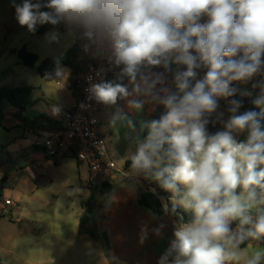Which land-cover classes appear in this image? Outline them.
<instances>
[{"label": "clouds", "instance_id": "1", "mask_svg": "<svg viewBox=\"0 0 264 264\" xmlns=\"http://www.w3.org/2000/svg\"><path fill=\"white\" fill-rule=\"evenodd\" d=\"M41 7L31 0L17 6L19 24L35 31L64 21L91 43L106 44L109 62L123 66L120 82L92 84L91 98L115 105L132 97L130 108L165 109L129 157L131 174L150 173L172 193L164 212L179 216L159 264H264V249L241 250L264 238V79L253 85L261 89L259 112H240L241 102L228 99L237 91L232 82L264 76V0H48L43 7L51 11ZM169 73L175 90L167 86ZM64 75L58 66L55 76ZM220 99L228 101L227 120ZM125 119L117 111L112 123ZM210 122L223 130L209 134ZM245 132V140L235 138Z\"/></svg>", "mask_w": 264, "mask_h": 264}, {"label": "rangeland", "instance_id": "2", "mask_svg": "<svg viewBox=\"0 0 264 264\" xmlns=\"http://www.w3.org/2000/svg\"><path fill=\"white\" fill-rule=\"evenodd\" d=\"M0 1V25L7 23L10 29L17 30L15 33L9 31L8 35H4L3 29L0 27V73L7 70L12 72L9 78L0 81V86H9L11 88L32 87V107L35 110L48 112L47 114H50L56 120L61 119L66 113L67 98L71 97L75 92L73 80L76 78V75L72 69L59 65L60 68L65 70V75L63 77L55 76L54 80L48 81L38 73L39 65L47 58H63L75 47L77 48L76 57L74 58L73 55H69V59H75L77 65L82 68L87 63H91L92 59L99 60L103 54L108 55L107 45L100 46L91 43L83 36L82 29L69 25L64 21L55 25L48 23V29L43 35L34 33L48 24H38L35 31H30L27 26L19 24L16 8L17 6H22L25 0ZM41 1L31 0L32 3H40L42 5ZM40 10L43 11V5ZM46 11L51 10L47 8ZM51 33H56L58 39L51 40L49 38V34ZM23 46H26L29 52L39 57L35 67L24 66L15 54L8 53L5 55V52L9 48L21 49ZM261 59L264 61V55H262ZM57 67H55L54 71ZM254 84H256L254 81H234L232 87L237 90L236 94L242 98V101H240L242 105L239 109L240 112L259 110L253 101L249 99L255 100L261 93L259 87H253ZM228 99L234 98L230 97ZM221 102L228 104V101L225 99H220L219 104ZM13 108L12 105L7 104L5 124L0 126V179L5 176L8 177V185L0 194V204L4 203L6 199L11 200L13 203V206L7 207L6 213L1 217L0 239L8 243L14 241L17 245H20L22 250L28 248L35 249L36 246L40 248V245L48 250L54 245L65 247L74 229H79V220L83 209L82 203L90 197L85 194L86 189L81 186L79 181V166L81 165L78 166L77 160L73 157H67L57 164L55 161L45 158L43 152L31 149L27 151V158L33 156V161L37 160L33 163L34 165H31V171L26 176H23L24 173L13 175L12 173L20 167L21 161V159H18L15 144L23 132L18 127L10 128V123L16 119V116L11 114V109ZM103 134L114 162L119 169L126 173L130 168H126V163L131 162L129 157L135 151L130 150L124 156H121L119 151L115 149L114 144L110 143L108 134ZM146 134L148 136L149 131ZM235 138L237 139L236 136ZM82 167V172L87 174L89 171L88 166L83 164ZM129 170L131 171V168ZM122 175L117 174L120 178L117 182L134 183L133 179L124 178ZM141 176L144 178L146 186L151 190H155V184L158 181L150 173L142 172ZM104 180L113 182L111 178L103 176L97 180H91L89 187L95 198H98L100 194L98 188L101 187ZM166 192L171 202L172 193ZM163 201L166 203L165 198H163ZM42 216H44V219L46 218V222L48 218L57 220V224L48 229L40 244L35 245L31 241L25 240L21 231H17L16 234L14 233L13 238L7 235V231L10 230L13 220L20 219L25 221L32 217L37 218ZM95 224L96 221L94 219L89 223L88 229L96 228ZM249 243L251 247L246 248L247 254H251L256 249H264L262 242L250 241ZM241 250L243 255L245 249L241 248ZM102 259H106L110 263L109 258H103L102 256ZM17 262L16 264H28L19 259H17ZM241 262L244 263L243 259Z\"/></svg>", "mask_w": 264, "mask_h": 264}, {"label": "crops", "instance_id": "3", "mask_svg": "<svg viewBox=\"0 0 264 264\" xmlns=\"http://www.w3.org/2000/svg\"><path fill=\"white\" fill-rule=\"evenodd\" d=\"M206 21L207 17H204L200 22L205 23ZM1 25L0 27H2L4 35H8L9 31H12V33L17 31L15 29H10L7 23H2ZM107 49L109 54L103 55L109 59L111 51L108 46ZM18 50L19 49L9 48V50L5 52V55L8 53L17 55ZM96 61L98 60L92 59L90 62L93 63ZM89 64L90 63H87L82 68L78 66V70L76 73L74 72L76 75V78L73 80L74 87L78 85L86 67ZM112 67L119 74L123 66L121 65L120 67H116L114 64H112ZM175 67L176 66L173 65V70H175ZM153 71L162 72L163 69L155 68ZM11 74L12 72L10 70L1 72L0 81L9 78ZM118 74L114 77L113 82H120L118 79ZM203 75L204 72L201 70L200 76L202 77ZM262 79H264V76L258 75L249 81H254L257 84ZM167 81V86L175 90L174 85L172 84V76L170 73L167 74ZM122 82L125 85H128L127 78H124ZM233 84L234 82H232L231 87ZM3 88L11 87L0 86V89ZM129 90H131L130 85ZM128 99H132V97L127 99H118L115 105L104 104L105 110L99 113L98 116L101 122L102 132L108 134L110 143L112 145L114 144L115 149L119 151L121 156H124L130 150L136 151L138 144L146 139V133L149 131L146 125L152 121V115L156 109L162 106L145 103L140 110H137L128 106ZM249 99L254 103V99ZM7 104L9 103H6L5 105V119L2 123V126L5 124L6 120ZM75 104L76 91L73 93V95H71V97L69 96L67 98V109L65 112L73 109ZM227 107V103L221 102L218 109V111L224 113V120H227V117L229 116ZM14 108L11 109L12 115H16L18 111L16 108ZM117 111H120L126 117V119L123 121H118L114 125L112 123V117ZM258 111H260V109L257 110V112ZM47 113L48 112H44L42 110H35L31 105L23 115L24 120L15 119L12 123H10L11 129L18 127L23 130L22 136L16 140L17 142L15 144L18 153V159H21L20 167L12 173L13 175L23 173V176L28 175L29 171H31V165H34L33 163H35L37 160L33 161V156H29V158H27V151L33 149L34 151L44 153L41 148L42 142L45 139L58 137L60 135V125L64 121V115L61 119L56 120ZM215 119L216 116L213 114L211 120L214 121ZM129 120L132 122L134 127H130L128 125ZM220 130H223V125L220 122H210L207 126V131L209 134H215ZM242 134L243 133L236 135L238 141ZM35 147H39V149H36ZM109 154L113 160L111 151H109ZM59 162L60 161L55 163L58 164ZM129 167L131 168V164L127 165L126 163V168L128 169ZM82 168V165L79 166V181L81 186L83 188L85 187L86 189L85 194L91 197L93 195L89 187L91 175L89 171L87 174H84L82 172ZM129 169L126 173H124L122 170V176L124 178L133 179L134 183L126 184L123 182H117L120 178L116 174H110L108 177H104L111 178V180H113V190L105 195L99 194L98 198H95V195H93L94 201L92 202L91 222L95 219V226L100 237L104 233L108 235L109 244H107V254L103 252L102 246L99 243V241L103 238H100L99 241H95L90 236V234H88V232L82 231L81 229V217L84 213H86V208L83 206V204L89 200V197L82 203L83 209L79 220V229H74L65 247L54 245L48 250L40 245V248H37L36 246L35 249L28 248L22 250L20 245H17L14 241H10L8 243L0 239V252H2L0 253V264H16L18 263L17 259L23 260L28 264H110L106 259H102V256L103 258H109L120 264H159L161 255L169 247L170 241L174 238L173 232L176 222L170 215L164 214L163 216L158 217L151 211L139 206V196L149 187L144 183V178L141 176V173L138 176H135L131 174ZM34 179L36 180L35 176ZM7 185L8 180L6 187ZM163 203L165 205L167 202L165 203L163 201ZM7 207L11 206H5L4 203L0 204V212L2 214L6 213ZM45 222L46 218L44 219V216L37 218L32 217L25 221L20 219L13 220L10 230L7 231V235L13 238L14 233L16 234L17 231H21V234L23 233V238H25V240L31 241L35 243V245L40 244L48 229L53 225L56 226L57 224V220H53L51 218H48V221L46 223ZM161 224H163L164 227L161 229L160 234L157 235L154 230L157 229ZM256 242H262L264 244L263 238L257 240ZM17 246L19 247L17 248ZM247 247L248 242H246L245 247L241 248L246 249ZM229 264H237V262H229ZM238 264L244 263L239 261Z\"/></svg>", "mask_w": 264, "mask_h": 264}, {"label": "built area", "instance_id": "4", "mask_svg": "<svg viewBox=\"0 0 264 264\" xmlns=\"http://www.w3.org/2000/svg\"><path fill=\"white\" fill-rule=\"evenodd\" d=\"M117 74L105 55L86 67L75 87V107L65 113L64 122L60 125V135L45 139L41 144L47 159L58 162L73 157L79 165L88 166L91 180L100 176L108 177L110 174H123L110 157L98 118L99 113L105 110V105L91 98L88 91L92 84L113 81ZM4 204L12 206L10 200H6Z\"/></svg>", "mask_w": 264, "mask_h": 264}, {"label": "trees", "instance_id": "5", "mask_svg": "<svg viewBox=\"0 0 264 264\" xmlns=\"http://www.w3.org/2000/svg\"><path fill=\"white\" fill-rule=\"evenodd\" d=\"M42 5H45L48 0H42ZM47 8L43 7V11H46ZM48 24V23H46ZM48 25L44 26L43 28H40L36 30L34 33L43 35L46 33L48 29ZM77 48L73 47L69 52L68 55L59 58V59H53V58H47L45 59L38 67V73L46 78L48 81H52L54 79V69L55 67L61 65L68 67L72 69L75 73L78 70V65L75 61V59H69V55H73L74 58L76 57ZM17 56L20 59L21 63L26 67H35L38 63L39 57L31 53L27 50L26 46H23L21 49L17 51ZM33 88L30 86H22V87H16V88H3L0 89V126H2V123L5 119V105L6 103L11 104L13 107H15L18 111L16 113V119L18 120H24V113L27 111L31 104V96H32ZM235 100L242 101V98L235 94L233 96ZM165 109L163 106L156 109V111L152 115V121L158 120L160 117L164 114ZM259 112V111H258ZM264 123V122H262ZM247 133H243L239 137V141H243L246 139ZM36 149H39V147H35ZM131 162H127V165H130ZM79 165V164H78ZM1 166V162H0ZM8 177L5 176L4 178L0 179V194L2 191L6 188ZM114 188V185L110 181H104L99 187V192L102 195L110 193ZM163 198L166 199V204H170V201L168 199V195L166 190L160 187L159 182L155 184V190L152 191L151 189H147L144 191L138 198V204L139 206L151 211L154 215L161 217L165 214L164 212V203ZM94 201V196L92 195L87 202L83 204V206L86 208V213H84L81 217L80 225L82 231L88 232L90 236L95 240L99 241L100 238H103L107 244H109V237L106 233L102 234L101 237L97 231L96 228L87 229V226L91 222V214H92V202ZM178 213L183 215L185 220H188L190 218V213L184 212L182 208L178 209ZM2 213L0 212V219L2 217ZM171 216V215H170ZM174 221L177 223L179 220V216H171ZM235 226V225H233ZM264 242V238H263ZM246 245V244H245ZM245 245H241V247H245ZM110 264H120L116 261H113L110 259Z\"/></svg>", "mask_w": 264, "mask_h": 264}, {"label": "water", "instance_id": "6", "mask_svg": "<svg viewBox=\"0 0 264 264\" xmlns=\"http://www.w3.org/2000/svg\"><path fill=\"white\" fill-rule=\"evenodd\" d=\"M202 71L205 72L206 69H205V70H202ZM100 243H101V245H102L103 252H104L105 254H107V243H106V241H105L104 239H101V240H100Z\"/></svg>", "mask_w": 264, "mask_h": 264}]
</instances>
